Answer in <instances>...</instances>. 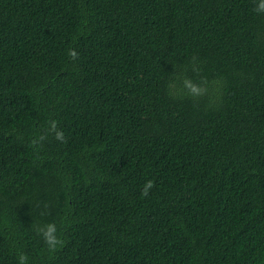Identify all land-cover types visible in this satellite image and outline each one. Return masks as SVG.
<instances>
[{"label": "trees", "instance_id": "obj_1", "mask_svg": "<svg viewBox=\"0 0 264 264\" xmlns=\"http://www.w3.org/2000/svg\"><path fill=\"white\" fill-rule=\"evenodd\" d=\"M258 2L0 0V264H264Z\"/></svg>", "mask_w": 264, "mask_h": 264}, {"label": "clouds", "instance_id": "obj_2", "mask_svg": "<svg viewBox=\"0 0 264 264\" xmlns=\"http://www.w3.org/2000/svg\"><path fill=\"white\" fill-rule=\"evenodd\" d=\"M257 13H264V0H259V2L256 4V7L254 9ZM72 55H75V53H72ZM196 71V69H194ZM182 87L186 90V94L192 97H199L203 95L206 91L204 87H201V85H198L194 83L189 78H184L182 80ZM52 129L55 130V124L53 123ZM55 138L57 140H63V133L56 131L55 132ZM43 139V137H42ZM154 186L153 181L149 180L144 185L141 195L147 196L149 189H151ZM38 234H41L43 237V240L45 244H47L50 251H56L57 245L62 244V241L57 237L56 232L57 228L54 223H49L44 225L43 228L37 229ZM27 257L24 254H21L20 256V264H26Z\"/></svg>", "mask_w": 264, "mask_h": 264}]
</instances>
